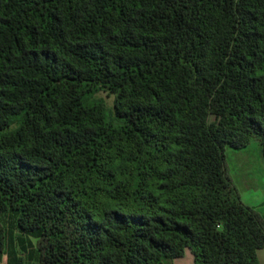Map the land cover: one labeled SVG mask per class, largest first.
Here are the masks:
<instances>
[{"label":"trees","instance_id":"1","mask_svg":"<svg viewBox=\"0 0 264 264\" xmlns=\"http://www.w3.org/2000/svg\"><path fill=\"white\" fill-rule=\"evenodd\" d=\"M252 140L264 0H0V257L13 209L34 264H259Z\"/></svg>","mask_w":264,"mask_h":264},{"label":"rangeland","instance_id":"2","mask_svg":"<svg viewBox=\"0 0 264 264\" xmlns=\"http://www.w3.org/2000/svg\"><path fill=\"white\" fill-rule=\"evenodd\" d=\"M107 102L108 112L113 109L114 95L100 92ZM110 118V115H109ZM229 173L239 188L244 202L255 207L264 217V156L257 140L244 148H226ZM18 211L9 209L2 213L6 227L5 249L0 264H34L38 258V233L24 232L17 224ZM171 260L166 261L170 264Z\"/></svg>","mask_w":264,"mask_h":264},{"label":"crops","instance_id":"3","mask_svg":"<svg viewBox=\"0 0 264 264\" xmlns=\"http://www.w3.org/2000/svg\"><path fill=\"white\" fill-rule=\"evenodd\" d=\"M259 264H264V248L258 250ZM170 264H194V254L190 249H187L184 256L175 258L170 261Z\"/></svg>","mask_w":264,"mask_h":264}]
</instances>
